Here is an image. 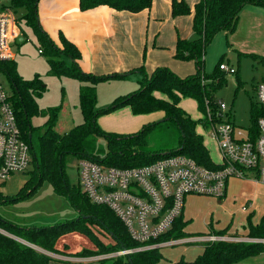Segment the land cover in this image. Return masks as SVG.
Wrapping results in <instances>:
<instances>
[{
    "label": "trees",
    "instance_id": "obj_1",
    "mask_svg": "<svg viewBox=\"0 0 264 264\" xmlns=\"http://www.w3.org/2000/svg\"><path fill=\"white\" fill-rule=\"evenodd\" d=\"M153 0H80L82 10L91 9L99 5H108L118 11L139 13L150 9ZM19 26L25 42L28 31L33 33L43 44L42 54L48 53L50 70L57 77H69L80 82L88 83L81 89L80 110L83 122L68 132H59L54 128L60 107L49 108L47 118L42 125H34L33 118L40 116L37 100L42 96L41 80L25 81L16 70L15 61H0V71L7 73L11 82L12 97L17 119L25 139L32 151L31 178L25 183L20 192L14 197H7L0 191V204L15 202L31 196L39 186L48 181L54 191L69 198L71 205L79 213L74 221L60 223L53 227H21L0 216V228L9 233L0 232V264H51L49 255L36 251L30 245H38L44 249L60 252L56 243L59 237L68 230H80L92 235L89 224H95L105 230L112 239L106 244L93 236L96 248L85 249L77 253V257H94L123 249H133L140 244L132 240L126 227L106 206L92 203L82 191L80 183L72 184L67 175V158L73 156L80 159H92L108 166L132 167L153 162L164 152H175L187 155L197 163L217 168L211 159L210 152L204 144L203 136L196 128L202 122L193 119L180 103L183 99L196 102L197 110L205 115L207 107L216 110L218 98L217 89L226 82L227 74L219 69L225 55L221 56L211 72L205 71V54L213 39L220 32L229 34L236 31L239 14L247 5L264 8V0H200L194 7L193 30L194 39L178 38L175 59L193 61L196 72L185 77L175 74L169 67H157L151 74L144 66L132 69L123 74L112 73L96 75L83 72L78 65L81 53L63 35L60 44L55 43L43 30L38 18L39 0H13ZM191 13L190 6L184 0H172V15L174 17ZM241 55V53H240ZM243 55V54H242ZM250 55L264 67V57ZM63 56L69 63L60 59ZM129 75L139 76V89L133 93L115 99L109 109L97 111V93L95 86L112 79H123ZM237 87L240 86L238 71L235 73ZM264 81V76L262 77ZM129 106L134 115L163 113V121L170 122L179 131L178 146L172 150L159 149L154 152L136 150L134 147L143 146V135L150 128L157 125L150 124L137 134L119 135L105 133L97 124L100 113H109L120 107ZM260 113L252 103L251 119L255 123ZM203 120V119H202ZM204 124V123H203ZM98 134L108 140V152L105 157L89 154L85 148L86 139ZM187 222L184 213L176 220L174 228L164 238H183ZM219 235H226L220 231ZM248 238L264 239V219L257 225L249 224ZM13 236V237H12ZM24 240L29 245L17 240ZM264 253V244L260 242L216 241L204 243L203 252L195 260L187 261L183 258L176 264H242L249 258ZM162 254L158 249L135 252L129 255L98 260L102 264H158ZM264 264V262L262 263Z\"/></svg>",
    "mask_w": 264,
    "mask_h": 264
},
{
    "label": "rangeland",
    "instance_id": "obj_2",
    "mask_svg": "<svg viewBox=\"0 0 264 264\" xmlns=\"http://www.w3.org/2000/svg\"><path fill=\"white\" fill-rule=\"evenodd\" d=\"M189 6L199 0H185ZM251 9L253 13L239 14L238 28L226 37L217 34L207 48L205 54V71L211 72L218 63L221 56L225 55L223 63L233 66L238 71L240 86L237 87L236 75L228 74L226 82L215 92V96L225 102L231 113V121L238 127L249 129L252 126L251 111L252 103H257L256 86L262 82L264 67L250 55L255 54L264 57V8ZM247 10V9H246ZM192 14L176 17L185 18L182 28L189 31L191 38H195V32L190 22ZM19 15V13H18ZM253 22V23H252ZM258 23L259 26H258ZM255 27V31L252 30ZM251 42L250 50L239 48L236 41ZM256 44H255V43ZM259 42V44L257 43ZM252 48V49H251ZM44 50L42 43L28 31L24 43L14 46L16 70L25 81L39 76L42 86V96L38 98L37 105L40 116L33 118L34 125L44 124L49 108L60 107L58 118L54 128L59 132H68L76 125L83 122L80 110L81 89L86 86L69 77H57L50 70L48 53H40ZM241 53V55H240ZM243 54V55H242ZM67 63L70 61L61 56ZM133 76V75H131ZM123 79H112L99 83L95 86L97 93V111L109 109L116 98L133 93L139 89V79L135 77ZM0 84L11 92V82L4 71H0ZM88 85V83H87ZM182 108L187 111L193 119L202 117L197 110L196 102L192 99L181 101ZM162 113L134 115L129 106L120 107L109 113H100L97 117L98 126L109 134L132 135L140 132L144 127L157 123L147 130L143 135V146L134 147L137 151L154 152L159 149L172 150L178 146L179 131L170 122L163 121ZM198 127L199 133L210 147L213 161H218V154L213 142L204 135L203 130ZM89 154L105 157L108 152V140L105 136L92 134L85 143ZM79 159L73 156L67 158V175L69 181L74 184L79 182L78 176ZM32 165L23 173L13 175L9 180L0 185V191L7 197L16 196L25 183L31 178ZM184 220L187 222L185 228L186 238H197L215 235L220 231L239 235L248 233L249 224L257 225L264 219V185L250 180L231 179L226 197L222 200L202 195H189L185 200ZM0 216L21 227H53L60 223L74 221L79 218L78 211L71 205L68 197L57 194L48 181H44L39 188L29 197L15 202L0 204ZM92 232L78 230L65 231L57 240L56 247L60 252L44 249L38 245H30L33 249L52 258L51 264H65L66 260L76 257L77 253L96 248L93 236L99 238L106 244L112 243L108 233L97 225L89 224ZM0 232L9 235L7 231L0 228ZM13 237V236H12ZM17 240L29 245L22 239ZM252 240L258 238H250ZM214 242V241H211ZM207 242V243H211ZM264 244V243H263ZM204 242L178 243L170 247L160 248L162 254L158 264H176L180 259L187 261L195 260L203 252ZM81 264H102L95 261V257H82ZM85 258V259H84ZM264 258V253L245 261L249 264H258ZM93 260V261H92ZM250 261V262H249ZM73 264V263H72ZM79 264V263H77Z\"/></svg>",
    "mask_w": 264,
    "mask_h": 264
},
{
    "label": "built area",
    "instance_id": "obj_3",
    "mask_svg": "<svg viewBox=\"0 0 264 264\" xmlns=\"http://www.w3.org/2000/svg\"><path fill=\"white\" fill-rule=\"evenodd\" d=\"M13 0H0V61H14V46L22 35ZM42 53L41 50H39ZM219 69L228 74L237 70L227 63ZM257 112L249 129L236 126L225 102L218 99L216 110L207 107L203 120L218 151L217 168L203 166L187 155L164 152L153 162L132 167L108 166L92 159H80L79 183L96 205L106 206L126 227L140 246L94 256L95 261L129 255L178 243L264 239L208 235L197 238H164L183 214L186 197H226L231 179L250 180L264 185V81L256 86ZM11 92L0 84V185L32 164V151L20 128ZM93 257V258H94ZM93 261V260H92Z\"/></svg>",
    "mask_w": 264,
    "mask_h": 264
},
{
    "label": "crops",
    "instance_id": "obj_4",
    "mask_svg": "<svg viewBox=\"0 0 264 264\" xmlns=\"http://www.w3.org/2000/svg\"><path fill=\"white\" fill-rule=\"evenodd\" d=\"M197 3L190 5L192 28L194 7ZM256 7L258 6L247 5L241 12L251 14L253 13L251 9H258ZM37 13L43 30L51 40L60 44V36L63 35L78 48L81 53L78 65L83 72L96 75L123 74L141 66H144L149 74L161 66L169 67L180 77L196 72L193 61L175 59L178 38L190 40L188 38H191V35L189 31H184L182 28L185 18L172 15V0H153L150 9L139 13L118 11L108 5L82 10L80 0H39ZM255 27L256 25L252 32L255 31ZM224 33L226 37L229 34L224 31L219 34ZM234 34V32L231 33L232 38L235 37ZM236 44L243 51L250 50L248 49L251 46L249 41H236ZM38 77L36 75L28 81H33ZM137 77L139 78L138 75ZM203 116L202 114V117L196 119L202 122L198 126L213 142L209 137L208 124L202 120ZM196 130L199 133L198 127ZM204 144L212 155L213 152L205 140ZM213 144L216 148L214 142ZM228 236L246 237V235L238 236L234 233ZM82 259V257H71L66 260L65 264H81L84 262L81 261ZM247 260L249 259L245 261ZM245 261L242 264H249ZM263 262L264 258L258 264Z\"/></svg>",
    "mask_w": 264,
    "mask_h": 264
},
{
    "label": "water",
    "instance_id": "obj_5",
    "mask_svg": "<svg viewBox=\"0 0 264 264\" xmlns=\"http://www.w3.org/2000/svg\"><path fill=\"white\" fill-rule=\"evenodd\" d=\"M23 40H24V37H23L22 35H20L19 38H18V43H19V44L22 43Z\"/></svg>",
    "mask_w": 264,
    "mask_h": 264
}]
</instances>
